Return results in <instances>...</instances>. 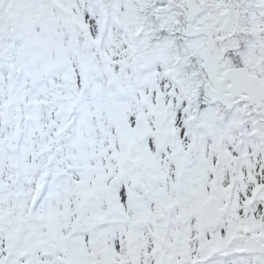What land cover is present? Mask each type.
<instances>
[{
  "label": "snow or ice",
  "instance_id": "snow-or-ice-1",
  "mask_svg": "<svg viewBox=\"0 0 264 264\" xmlns=\"http://www.w3.org/2000/svg\"><path fill=\"white\" fill-rule=\"evenodd\" d=\"M0 264H264V0H0Z\"/></svg>",
  "mask_w": 264,
  "mask_h": 264
}]
</instances>
